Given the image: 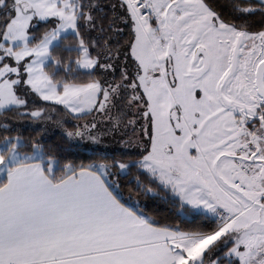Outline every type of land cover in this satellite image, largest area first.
I'll return each mask as SVG.
<instances>
[{
  "label": "snow or ice",
  "instance_id": "6c2138e0",
  "mask_svg": "<svg viewBox=\"0 0 264 264\" xmlns=\"http://www.w3.org/2000/svg\"><path fill=\"white\" fill-rule=\"evenodd\" d=\"M260 2L228 0L235 23L209 0H119L131 38L122 54L106 40L102 64L80 31L96 27L94 0H0V112L27 107L30 92L71 113L113 120L115 109L116 127L135 115L141 157L112 167L137 168L217 218L209 231L158 226L114 194L107 164L57 175L39 143L4 136L0 264H264V22L256 31L248 23L264 17ZM41 22L51 30L36 38ZM69 33L75 65L99 66L111 82L46 71ZM137 122L128 118L134 131Z\"/></svg>",
  "mask_w": 264,
  "mask_h": 264
},
{
  "label": "trees",
  "instance_id": "16d2710c",
  "mask_svg": "<svg viewBox=\"0 0 264 264\" xmlns=\"http://www.w3.org/2000/svg\"><path fill=\"white\" fill-rule=\"evenodd\" d=\"M94 2L100 6L99 11L93 10L96 27L94 29L82 27L80 31L86 42H92L95 45L90 47L93 58H98L103 64L109 62L106 59L105 41H108L114 52L119 48L122 54L131 38V29L129 25L117 18L123 15L122 9L113 8L119 0H94ZM251 2L255 9H260L261 4L253 0ZM209 3L226 20L240 23L233 17L228 0H209ZM262 22H264V17L260 15H255L248 21L252 25V31L259 30ZM110 25L113 31H108ZM116 28L121 31H115ZM50 30V26L46 27L41 22L32 30L31 35L39 38L45 31ZM68 37L53 53L55 60H59L60 64L52 62L46 71L58 80L80 82L97 79L101 83L105 80L111 82L113 79L111 72H105L99 66L96 69L82 70L75 65L74 61L78 55L75 50L76 37L71 33ZM129 69L131 70V62H129ZM20 94H25L24 88L20 89ZM25 98L28 100L27 107L7 114L0 112V138L18 136L27 145L39 143L45 153V161L54 162L57 175L66 165L79 169L82 166L98 167L107 164L108 172L112 175L106 178L112 185L114 194L126 206L150 218L158 226L202 231H209L215 226L217 218L181 204L169 189L159 185L158 182L149 184L147 175L141 174V170L131 168L122 172L112 167L113 162L131 164L140 159L143 141L139 139L142 121L138 117L128 114L127 117L122 118L120 126L116 127L114 126L117 116L115 109L111 113L113 120H109L95 111L84 114L71 113L62 105L43 101L30 92ZM37 110L41 112V116L32 117L30 113ZM124 111L127 112V109ZM128 118L138 121L135 131L128 125ZM93 123L96 124L95 128L91 127ZM5 125H7L6 128ZM70 132L73 133L72 136L68 135ZM76 132L82 135H75ZM145 186L151 187L152 191L145 192Z\"/></svg>",
  "mask_w": 264,
  "mask_h": 264
},
{
  "label": "rangeland",
  "instance_id": "374dc122",
  "mask_svg": "<svg viewBox=\"0 0 264 264\" xmlns=\"http://www.w3.org/2000/svg\"><path fill=\"white\" fill-rule=\"evenodd\" d=\"M79 69H81V68H79ZM82 70H89V69H82ZM47 102H51V101H47ZM51 103H53V102H51ZM140 139V138H139ZM144 143V141L142 142V144ZM48 161H50L52 164H53V167H54V162L52 161V160H48ZM167 189H169V188H167ZM170 190V189H169ZM171 191V190H170ZM171 193H172V191H171ZM176 198H178L174 193H172ZM179 199V198H178ZM191 207V206H190ZM196 211H198V212H203V213H206V214H208V215H211L210 213H207L206 211H204V210H199V209H195ZM212 216V215H211Z\"/></svg>",
  "mask_w": 264,
  "mask_h": 264
},
{
  "label": "water",
  "instance_id": "95a60500",
  "mask_svg": "<svg viewBox=\"0 0 264 264\" xmlns=\"http://www.w3.org/2000/svg\"><path fill=\"white\" fill-rule=\"evenodd\" d=\"M253 1H256L257 3L261 4L260 0H253Z\"/></svg>",
  "mask_w": 264,
  "mask_h": 264
},
{
  "label": "crops",
  "instance_id": "0c3cea01",
  "mask_svg": "<svg viewBox=\"0 0 264 264\" xmlns=\"http://www.w3.org/2000/svg\"><path fill=\"white\" fill-rule=\"evenodd\" d=\"M74 114H76V113H74ZM81 114H84V113H81Z\"/></svg>",
  "mask_w": 264,
  "mask_h": 264
}]
</instances>
